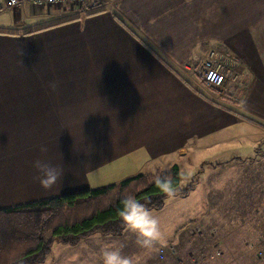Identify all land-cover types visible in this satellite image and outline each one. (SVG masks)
<instances>
[{
    "label": "crops",
    "instance_id": "obj_1",
    "mask_svg": "<svg viewBox=\"0 0 264 264\" xmlns=\"http://www.w3.org/2000/svg\"><path fill=\"white\" fill-rule=\"evenodd\" d=\"M89 1L0 0V208L118 182L89 177L123 159L264 181V0ZM212 48L235 73L222 103L180 71Z\"/></svg>",
    "mask_w": 264,
    "mask_h": 264
},
{
    "label": "rangeland",
    "instance_id": "obj_2",
    "mask_svg": "<svg viewBox=\"0 0 264 264\" xmlns=\"http://www.w3.org/2000/svg\"><path fill=\"white\" fill-rule=\"evenodd\" d=\"M208 90L215 95L214 89L209 87ZM127 161L123 159L120 164H112L95 173L98 179H89L117 181L129 177L131 171L121 169ZM156 162L159 164L156 168L166 170L165 159ZM231 166L235 165L209 169L207 176L201 172L204 177L200 175V180L195 178V181L185 179L186 173L182 175L183 179L165 200V205L151 209L165 234L164 242L157 243L153 250L142 249L135 234L125 227L116 236L89 235L80 240L79 246L55 242L41 264H62L60 261L103 264L101 246L112 244L119 246L124 255H141L140 264H264V181H237L240 171L228 169ZM156 168L146 164L143 171L149 173ZM222 173H230L233 179ZM191 183L195 187L186 198L175 197ZM68 253L73 257L71 263Z\"/></svg>",
    "mask_w": 264,
    "mask_h": 264
},
{
    "label": "trees",
    "instance_id": "obj_3",
    "mask_svg": "<svg viewBox=\"0 0 264 264\" xmlns=\"http://www.w3.org/2000/svg\"><path fill=\"white\" fill-rule=\"evenodd\" d=\"M157 176L170 179L174 190L181 171L173 164L168 170L140 172L96 188L0 208V264H41L55 242L75 245L94 233L121 234L125 228L119 214L123 196L133 194L150 209H160L172 194L159 188ZM192 186L187 184L178 194L185 196Z\"/></svg>",
    "mask_w": 264,
    "mask_h": 264
},
{
    "label": "clouds",
    "instance_id": "obj_4",
    "mask_svg": "<svg viewBox=\"0 0 264 264\" xmlns=\"http://www.w3.org/2000/svg\"><path fill=\"white\" fill-rule=\"evenodd\" d=\"M51 87L55 88L56 84L51 83ZM40 151L47 152V146L42 144ZM33 166L40 174V184L44 188H50L62 174L56 166L43 159L34 160ZM155 183L163 192L172 193L171 181L167 177L157 176ZM119 214L125 227L137 237V243L142 249L151 251L157 243L164 242L165 234L161 229L159 218L135 195L123 196ZM100 254L103 264H140L142 260L139 254L132 256L122 254L121 248L115 244L102 245Z\"/></svg>",
    "mask_w": 264,
    "mask_h": 264
},
{
    "label": "built area",
    "instance_id": "obj_5",
    "mask_svg": "<svg viewBox=\"0 0 264 264\" xmlns=\"http://www.w3.org/2000/svg\"><path fill=\"white\" fill-rule=\"evenodd\" d=\"M11 4H15L16 0H9ZM50 2H68V3H82L84 0H49ZM97 0L89 1V8L94 9L99 7ZM183 77L188 82L195 85L202 90L206 95L210 96L216 101H225V95L229 91L227 86L228 81L233 80L235 73L233 69L228 67L227 57H223L217 49H211L201 62L191 68L190 66H183L180 68ZM181 73V74H182ZM215 90V95H212L208 88ZM213 92V91H212ZM214 93V92H213Z\"/></svg>",
    "mask_w": 264,
    "mask_h": 264
}]
</instances>
